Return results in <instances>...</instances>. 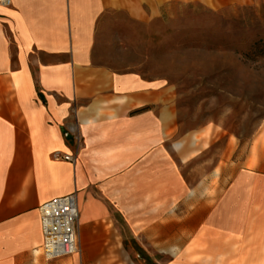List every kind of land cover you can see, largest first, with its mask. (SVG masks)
Returning a JSON list of instances; mask_svg holds the SVG:
<instances>
[{
	"label": "rangeland",
	"instance_id": "374dc122",
	"mask_svg": "<svg viewBox=\"0 0 264 264\" xmlns=\"http://www.w3.org/2000/svg\"><path fill=\"white\" fill-rule=\"evenodd\" d=\"M260 40L264 0L172 2L149 21L101 18L93 64L168 95L141 112L151 133L125 136L126 146L146 147L118 150L101 180L79 175L89 264H264V58L245 56ZM122 125H97L101 146L115 145ZM151 138L164 142L151 147ZM101 146L79 148L80 161ZM167 174L177 189L166 191ZM232 208L243 222L225 227ZM173 246L178 257L163 252Z\"/></svg>",
	"mask_w": 264,
	"mask_h": 264
},
{
	"label": "crops",
	"instance_id": "0c3cea01",
	"mask_svg": "<svg viewBox=\"0 0 264 264\" xmlns=\"http://www.w3.org/2000/svg\"><path fill=\"white\" fill-rule=\"evenodd\" d=\"M245 1L0 2V264H89L91 252L82 255V247L90 236L88 232L83 236L82 228L80 261L72 255L47 262L35 252L42 243L38 209L48 200L69 194L71 185L79 198V175L95 172L92 151L90 159L80 161L78 149L100 147L105 141L97 135V125L121 121L111 146L126 147L127 134L152 132L151 123H142L141 112L168 95L166 89L160 93L149 89L135 76L93 64L101 18L122 13L149 21L161 16L164 6L172 2L221 9ZM151 140L148 144L156 147ZM67 155L75 156V163L63 158ZM236 210L230 209L225 227L242 224V218L232 216Z\"/></svg>",
	"mask_w": 264,
	"mask_h": 264
},
{
	"label": "built area",
	"instance_id": "2783aa9c",
	"mask_svg": "<svg viewBox=\"0 0 264 264\" xmlns=\"http://www.w3.org/2000/svg\"><path fill=\"white\" fill-rule=\"evenodd\" d=\"M0 2L10 4V0ZM63 158L75 163L72 156ZM38 212L42 243L35 252L40 253L47 262L79 255L82 222L78 194L72 192L48 200L39 207Z\"/></svg>",
	"mask_w": 264,
	"mask_h": 264
},
{
	"label": "bare ground",
	"instance_id": "6f19581e",
	"mask_svg": "<svg viewBox=\"0 0 264 264\" xmlns=\"http://www.w3.org/2000/svg\"><path fill=\"white\" fill-rule=\"evenodd\" d=\"M86 128V125H84V130ZM164 137H166L165 135H163ZM92 140L88 139V147H90ZM163 139L162 138H155L152 139L150 141V143L156 147L160 146L163 143ZM144 147L146 146H133V145H129L126 147H121V146H105L104 148H98V149H93L92 150V156H93V160H92V164H93V169L95 172V178L97 180H101L103 179V177L105 176V172L103 169H101L102 165H106L110 162L109 157L112 156L113 154H115L118 150H120L121 148H124V150L126 151H130V150H142ZM121 165L118 166H114V167H110V168H106L107 171H115L117 170ZM165 178H168V182L166 184V191H173L175 189H177V182L172 180L171 176L169 177L168 174L165 175ZM191 195H194V193L192 192ZM177 235H174V237ZM163 252L166 253H170L172 256L174 257H178L179 256V247L178 246H173L171 248L165 249L163 250Z\"/></svg>",
	"mask_w": 264,
	"mask_h": 264
},
{
	"label": "trees",
	"instance_id": "16d2710c",
	"mask_svg": "<svg viewBox=\"0 0 264 264\" xmlns=\"http://www.w3.org/2000/svg\"><path fill=\"white\" fill-rule=\"evenodd\" d=\"M245 56L253 60L258 58H264V42L260 40L254 43L252 45V50L249 51V53L245 54Z\"/></svg>",
	"mask_w": 264,
	"mask_h": 264
}]
</instances>
